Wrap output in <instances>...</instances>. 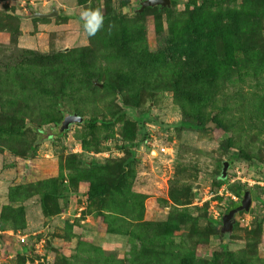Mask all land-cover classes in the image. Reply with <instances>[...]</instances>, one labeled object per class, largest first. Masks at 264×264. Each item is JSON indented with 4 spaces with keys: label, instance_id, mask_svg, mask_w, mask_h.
I'll return each instance as SVG.
<instances>
[{
    "label": "rangeland",
    "instance_id": "374dc122",
    "mask_svg": "<svg viewBox=\"0 0 264 264\" xmlns=\"http://www.w3.org/2000/svg\"><path fill=\"white\" fill-rule=\"evenodd\" d=\"M144 1L0 0V264H264V0Z\"/></svg>",
    "mask_w": 264,
    "mask_h": 264
},
{
    "label": "water",
    "instance_id": "95a60500",
    "mask_svg": "<svg viewBox=\"0 0 264 264\" xmlns=\"http://www.w3.org/2000/svg\"><path fill=\"white\" fill-rule=\"evenodd\" d=\"M170 3V0H146L144 2H142L141 4V8L140 10H143L144 8L146 7H154V6H167L169 5ZM56 12H53L51 15H55ZM37 17H45L47 15L45 14H36ZM82 118L76 114H73V115H68L65 117L62 125H61V131L65 130V129H68V127L73 124V123H80L82 122ZM228 167V164L227 162L224 163V167H223V171H222V175L223 177H225L226 175V169ZM251 204V197H250V193L249 191H245L244 192V195H243V199L241 201V204L230 210L224 217H223V232H229L231 231L232 229V219H233V216L239 212V211H242V210H247L249 208Z\"/></svg>",
    "mask_w": 264,
    "mask_h": 264
},
{
    "label": "clouds",
    "instance_id": "9594fccd",
    "mask_svg": "<svg viewBox=\"0 0 264 264\" xmlns=\"http://www.w3.org/2000/svg\"><path fill=\"white\" fill-rule=\"evenodd\" d=\"M82 18L87 20L85 28L89 36H94L103 26L104 18L99 9L84 11Z\"/></svg>",
    "mask_w": 264,
    "mask_h": 264
},
{
    "label": "trees",
    "instance_id": "16d2710c",
    "mask_svg": "<svg viewBox=\"0 0 264 264\" xmlns=\"http://www.w3.org/2000/svg\"><path fill=\"white\" fill-rule=\"evenodd\" d=\"M173 2L177 3V2H179V0H173ZM136 11H138V9H135V10H134V12H136ZM36 130H37V133H38V134H40V135L42 134V133H41V132H42L41 129L36 128ZM49 136H50V134L48 135V137H49ZM231 210H232V209H231Z\"/></svg>",
    "mask_w": 264,
    "mask_h": 264
},
{
    "label": "built area",
    "instance_id": "2783aa9c",
    "mask_svg": "<svg viewBox=\"0 0 264 264\" xmlns=\"http://www.w3.org/2000/svg\"><path fill=\"white\" fill-rule=\"evenodd\" d=\"M166 151V148L165 147H161V148H158L157 150H156V153L157 154H162V153H164Z\"/></svg>",
    "mask_w": 264,
    "mask_h": 264
}]
</instances>
